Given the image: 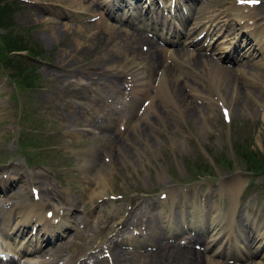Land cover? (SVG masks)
Listing matches in <instances>:
<instances>
[{
    "label": "rangeland",
    "instance_id": "rangeland-1",
    "mask_svg": "<svg viewBox=\"0 0 264 264\" xmlns=\"http://www.w3.org/2000/svg\"><path fill=\"white\" fill-rule=\"evenodd\" d=\"M2 1L8 6L6 16L9 15L10 19H0V66L4 67L0 68V217L9 208L8 222L12 223L17 212L27 203H31L29 206L33 209L42 211L59 206H64L67 211L72 208L69 211L72 213L70 235L53 242L54 246L42 244V248L53 250L50 254H42L44 251L41 249L39 255H29L36 260L33 264H210L211 260L219 264H264V243L259 253L253 251L252 255L248 252L252 248L253 237L264 232V176L258 175L264 172L252 171L253 174L236 153V146H246L255 155L264 158V83L256 80L249 70L251 66L264 70V54L258 55L261 49H254L253 52V48H248L250 55L239 56L236 60H241L236 63V60H225L226 57L233 58L232 54L216 58L213 52V48L215 51L228 50L230 40L237 35L240 46L247 47V43H251L250 36L245 38L244 34H238L239 31L233 37V28L244 26V23L240 22L241 19L235 21L229 11L234 3L247 5L255 18L254 25L261 26L264 17L257 13L253 15L257 9L252 5H264V0H181L191 3L188 4V13L181 9L183 15L187 14L184 20L186 26L194 21V7L200 6L201 12L212 15V18L219 10L220 15L210 21L209 27L194 43L176 41L164 45L171 50L183 47L184 50L203 53L211 56L217 64L230 67L239 94L247 103L243 102L245 108L242 106L233 111L230 100H233V93L227 88L224 95L220 94L218 89L221 85L218 87L215 78L214 83L210 78L209 64L208 70L206 65L190 69L192 74L175 70L180 76L177 79L180 90L184 91L187 101L195 109L191 118L182 109L183 104L176 100L173 104H160L156 97L151 96L156 110L144 108L141 100L146 94L134 100V110L130 113L128 88L121 90L120 87L114 91V88L97 83L95 72L99 66L104 65L102 69L113 74V65L108 60L112 57L114 60L121 59L122 56L113 43L99 44L98 40L103 35L98 21L103 18L111 25L124 23L125 27L132 29L126 19H118L122 5L116 8L117 0H107L106 6H103L104 0H80L82 4L79 2V6L73 0ZM99 1L102 5L97 3ZM160 1L152 0L147 4L149 7H145V12L149 10L148 18L161 15ZM170 2L168 0L166 5ZM140 3V0L131 2L136 14L144 10ZM162 4L165 5L164 1ZM223 18L226 26H220ZM174 21L181 26L178 17ZM143 32L158 41L152 32ZM205 42L210 46L205 48ZM159 44L162 43L159 41ZM29 46L33 49L25 50ZM21 47L23 49L17 50ZM162 52L161 61L175 68L171 63L172 57L166 51ZM180 54H183L181 60L186 61L184 58L188 53L183 51ZM242 57L246 59V65ZM238 63L245 67H239ZM186 65L190 67L188 63ZM246 68L250 72L243 71ZM88 72L95 78H83ZM8 74L18 78L20 84L10 81ZM121 75L116 80L118 86ZM191 79L193 82L188 83ZM150 82L148 90H153L156 84L154 75L150 77ZM111 107H116L119 116L108 111L107 115H103L101 111ZM124 116H129L127 121L131 126L118 133L117 127L122 128L125 124ZM99 120L102 123L96 126L95 122ZM135 123L142 127V138L134 131ZM85 125L89 128H79ZM113 132L119 137L117 141L121 142L124 150H118L117 142L112 139ZM93 155L105 166L106 183L97 178L94 169L99 167L96 165L84 169V172L79 167L83 159ZM231 181L239 182L237 189L229 195L225 185ZM39 187L49 189L48 196L51 192L54 194L42 198ZM162 193L165 197H160ZM70 202H73L71 207L65 204ZM178 203L190 210L192 206H200L203 224H197L202 226H195L191 231L185 230L187 225L184 221L187 223L188 220L180 222L176 218L171 224L176 234L173 232L174 235L169 237L161 228L168 223L159 221L158 211L166 208L164 214L170 218L172 210L175 212L176 207L179 208L176 206ZM230 203L236 210L228 217ZM218 210L224 218L220 233L217 242L206 249L208 226ZM174 214L180 216L177 212ZM66 222L63 224L66 225ZM61 225L56 226L55 233H59L57 229ZM3 229L0 223V238ZM133 231L142 233L146 241L143 245L131 246L132 242L127 241ZM123 235L125 238H122ZM235 241L239 251L233 246ZM220 242L223 247L214 252ZM108 243L110 248H122L124 251L118 263L110 259ZM9 246L14 247V251L19 247L17 243L16 247ZM227 249L230 250L227 252ZM85 251L88 253L85 254ZM185 251L198 252L199 257L194 259ZM85 255L87 260L93 261L85 263ZM17 259L23 262L27 256Z\"/></svg>",
    "mask_w": 264,
    "mask_h": 264
},
{
    "label": "bare ground",
    "instance_id": "bare-ground-1",
    "mask_svg": "<svg viewBox=\"0 0 264 264\" xmlns=\"http://www.w3.org/2000/svg\"><path fill=\"white\" fill-rule=\"evenodd\" d=\"M75 3H79L80 0H73ZM91 1V0H90ZM110 1V0H109ZM142 1H145V0H142ZM149 1V0H148ZM83 2V1H82ZM92 2V1H91ZM131 2H134V0H117V7L119 8V5L121 4L122 6L125 5V3H127V9L126 10H123L127 12L128 11H131L133 8H132V5H131ZM150 2V1H149ZM210 2V1H209ZM73 3V2H72ZM81 3V2H80ZM99 5H102V2L99 1L97 2ZM82 4V3H81ZM89 4V3H88ZM145 2H142V5H144ZM188 4H191L190 2ZM188 4H184L183 3V6L185 8H189ZM80 4H78L79 6ZM94 5V4H93ZM107 5V0H104L103 1V6H106ZM166 5V4H165ZM164 4H162V8L163 10L166 8L164 7L165 6ZM203 5H207V3H203ZM90 6V5H89ZM147 6V5H146ZM179 6L178 4V0L177 2L174 4L172 3V1L169 3L168 7H167V10L166 12L168 11L170 14L168 15H175V8H177ZM208 6V5H207ZM254 6L257 11H253V15L256 16V13L261 15L260 17L263 18L264 17V5L263 4H260L258 6L256 5H252ZM77 7V6H76ZM140 7L141 4H140ZM253 7V8H254ZM103 8H106V7H103ZM143 8V7H142ZM232 8V7H231ZM230 8V11H229V14H231V17L235 19V21L241 19V23H244V26H239L238 28H233V37L236 35V33L239 31L240 34L243 33H248L251 37L250 41L251 43H247L248 46L247 47H240L239 45V48H235V50H237V52L235 50H233L231 53H229L228 55H231L233 56V61L236 60V58H238L239 56H244L243 54H245L246 56L250 55V52L247 51L248 48L251 49L253 48V52H254V49H261V52L260 54L258 55H263L264 54V23L261 24V26H255L254 23H255V18L250 14L251 12L248 10V7L247 5H239V4H234L233 8L231 9ZM125 9V8H124ZM98 10H100L98 8ZM103 10V9H102ZM145 11V9L143 10V12ZM136 12V10H135ZM142 12V11H141ZM147 12V17H146V13H144L143 15H139L140 18H137L135 17L136 20L139 21V23H141V18L145 19V20H149L150 18H148V16L150 14L149 13V10H146ZM59 14V13H57ZM96 14V13H94ZM223 14V13H222ZM225 14V13H224ZM250 14V16H249ZM101 15V14H100ZM166 15V14H165ZM218 15H220V10L219 12H217L216 14H214L213 18L214 19H218ZM146 17V18H145ZM221 17V16H220ZM36 18V17H35ZM163 19H161V23L163 24L157 31V33H160L162 34L161 37H165V34H164V30H165V27H164V24L166 23V19L165 17H162ZM212 18V15H205L204 12H201V9L195 11V14H194V21H193V30H194V36H192L190 38V41H195V38L197 36V34H199L204 28H207L209 27V25L211 24L210 21L213 19ZM225 18V17H224ZM222 19V22L220 23V26L221 25H225V19ZM103 18H101L99 22V27L101 28L102 32H100L103 37L101 36V38L98 40L99 41V44H110V43H113L114 45H116V49L119 50L120 52V55H122L120 58L121 59H116L114 60L113 59V55L111 56L112 58L109 59L108 61L111 63V66L113 65V70L115 73L111 74V72L107 73L104 71V69H102V67L104 66H99V70H97V72H95V76H96V80H97V83L100 82L101 84L105 85V86H114L115 87V90L118 89V85L116 84V80H117V77L119 75L122 76L121 79H123L124 77H129L128 80H131L133 79V85L131 86L132 89H136V92H137V95L136 96H143V94H146V96H144V98H147V95L149 93V86H150V77H152L153 75L157 76L155 77L157 79V87H156V90L154 91V94L153 96L156 97V100H158L160 102V104H173L172 102H175V100L182 105V109L185 111V114L191 118L193 116V110L195 109H192V106L190 104V101H187V98L186 96H184V91L182 92L178 86V82H177V79H178V74L175 72L178 71V72H190L191 73V70L190 69H194L195 67L199 66V65H206V70H208L209 67H207V64H209L211 67L209 68V74H210V78L213 80V83H214V78H215V84L219 87L221 85V88H219L218 90L220 91V94L221 95H224L223 92L229 88L231 90V92L233 93V100H231V103H232V108H233V111L239 109L240 107L243 106V108H245V105L243 102L246 103L245 99H242L241 98V95L239 94V91H238V85L236 83V79H235V75L232 74L231 70H230V67H226V66H222L220 64H217L216 62H214L213 58L211 56H209L210 54H208L209 57H207V55H204L203 53H195V52H192V51H189V50H184L183 48H176L174 50H170L169 51V55L170 57L173 58V61L176 63L175 65V68L171 67L170 65H168L166 62H162L161 61V57H162V48L158 47L157 46V43L150 37L146 36L145 34L143 33H137V32H133V31H130V30H126L121 27H117V26H114V25H111L109 23H107L106 21L102 20ZM151 20V19H150ZM224 20V21H223ZM254 20V22H253ZM55 21V20H54ZM215 21V20H214ZM218 21V20H217ZM251 21V22H250ZM58 22V21H57ZM213 22V21H212ZM56 23V22H55ZM131 24V23H130ZM240 24V23H239ZM56 25V24H55ZM229 25V24H228ZM241 25V24H240ZM252 25V26H251ZM216 26V25H215ZM234 26V25H233ZM246 27V28H245ZM51 28V27H50ZM220 28V27H219ZM232 28V27H231ZM53 29V28H52ZM51 29V30H52ZM58 29V28H57ZM61 29V28H60ZM237 29V31L235 30ZM245 29V30H244ZM230 30V29H229ZM99 33V34H100ZM243 35V34H242ZM245 35V34H244ZM247 36V35H246ZM232 37V38H233ZM128 40H131L130 43H128L129 41ZM185 40V39H184ZM231 41V40H230ZM254 43V44H253ZM191 44V43H190ZM209 44L207 43L205 45V48L208 46ZM254 45H257V46H254ZM145 47V49H143L142 47ZM201 46V45H200ZM210 46V45H209ZM199 47V46H197ZM204 47V46H203ZM98 49V48H97ZM113 49V48H112ZM217 49V48H216ZM244 49L242 51V53H240V51ZM87 50V49H86ZM183 51L187 52L188 55L184 58V60L186 61H183L181 60V57L183 58V54H180L182 53ZM207 51V50H206ZM213 52L214 54L216 55V58L219 57L220 55L224 54L226 51H215V48H213ZM252 52V53H253ZM116 53V52H114ZM237 53V54H235ZM240 53V55H239ZM258 53V52H257ZM109 54V53H108ZM119 55V56H120ZM253 55V54H251ZM166 56V55H165ZM116 57V56H114ZM168 57V56H167ZM117 58V57H116ZM136 58H138V60H136ZM166 58V57H165ZM220 58V57H219ZM229 60L231 59V57H228ZM243 58V57H242ZM245 58H248V57H245ZM169 60V59H168ZM241 59L239 60H236L235 62H239ZM244 64L246 65V59H244ZM168 62V61H167ZM189 64L190 67H188L186 64L187 63ZM172 63V62H171ZM186 63V64H185ZM170 64V63H169ZM239 64V63H238ZM248 64H251V63H247ZM245 65L243 64H239V67L241 66H244ZM173 66V65H172ZM260 66V65H259ZM106 67H109L106 65ZM101 68V70H100ZM205 68V67H204ZM251 68V69H249ZM249 68H246L245 72L251 70L253 73V75L255 76L256 80H259V82L261 83H264V70H261V69H257V67H249ZM196 69V68H195ZM249 69V70H248ZM106 70V69H105ZM235 70V68H234ZM107 71V70H106ZM195 71V70H194ZM199 72V71H198ZM250 72V71H249ZM237 73V72H236ZM94 74V73H93ZM92 74V75H93ZM105 74H107V76H105ZM192 74V73H191ZM85 76V74H84ZM120 76V77H121ZM182 76V75H181ZM79 77V76H78ZM119 77V78H120ZM180 77V76H179ZM192 77V76H191ZM240 77V76H239ZM87 80H90V78H95L94 76H91L90 73L88 72L86 74V77H83ZM181 79V78H180ZM190 79V78H189ZM199 79V77H198ZM80 80V79H78ZM125 82V79L123 80ZM193 82V79H191L190 82L188 83H191ZM196 82V81H195ZM203 82V81H202ZM257 82V81H256ZM210 83V82H209ZM258 83V82H257ZM96 84V83H95ZM194 84V83H193ZM196 84V83H195ZM202 84V83H201ZM214 84V85H215ZM90 85V84H89ZM206 85H209L208 83ZM262 85V84H261ZM71 86V85H70ZM102 86V85H101ZM263 86V85H262ZM151 87V86H150ZM194 87V86H193ZM196 87V86H195ZM184 88V87H183ZM199 89V88H198ZM114 90V91H115ZM201 90V89H200ZM199 90V91H200ZM112 91V90H110ZM227 91V90H226ZM252 91V90H251ZM117 92V91H116ZM121 92V91H120ZM196 93V92H195ZM247 94V93H246ZM256 94V93H255ZM250 95V94H249ZM191 96V94H190ZM114 97V96H113ZM170 97V98H168ZM193 97V96H192ZM118 98V97H117ZM116 98V99H117ZM137 98V97H136ZM143 98V99H144ZM154 98L151 97L149 100L146 99V106L145 108L147 107H150V109L152 110H156V104L153 102ZM252 99V98H251ZM256 99V98H255ZM173 100V101H172ZM196 101V99H194ZM121 101V99H120ZM64 102V101H63ZM62 102V103H63ZM67 103V102H66ZM115 103V102H114ZM176 103V102H175ZM179 103V104H180ZM71 104V102H70ZM104 104V103H103ZM122 104V103H120ZM98 105V104H97ZM167 105V106H168ZM176 105V104H174ZM252 105V104H251ZM115 106V105H114ZM166 107V106H165ZM194 108V107H193ZM202 108V107H201ZM92 109V108H91ZM122 109V108H121ZM149 109V108H148ZM146 110V109H145ZM144 110V111H145ZM105 111V110H104ZM159 111V110H158ZM179 111V110H178ZM202 111V110H201ZM82 112V111H81ZM152 112V111H151ZM84 113V112H83ZM123 113V112H122ZM132 113V112H131ZM149 113V112H148ZM173 113V112H172ZM181 113V111H180ZM87 114V113H86ZM153 114V113H152ZM183 114V113H182ZM133 114H131L130 116H132ZM159 115V114H158ZM162 115V114H161ZM174 115V114H173ZM179 115V114H178ZM119 116V114L117 115ZM112 117V116H111ZM154 117V116H153ZM180 117V116H179ZM194 117V116H193ZM85 119V118H84ZM100 119V118H99ZM115 119V118H114ZM113 119V120H114ZM181 119V118H180ZM127 120V117L125 118V121ZM161 120V119H160ZM186 120V119H185ZM81 121V120H80ZM179 121V120H177ZM108 122V121H107ZM146 122V121H145ZM168 122V121H167ZM75 123V122H74ZM77 123V122H76ZM112 123V122H111ZM147 123H149L147 121ZM153 124V122H151ZM162 123V122H161ZM79 124V123H78ZM113 124V123H112ZM136 125L134 126V131L135 133H138V135H140V137L142 138L143 135V130H141V125L139 123H135ZM98 126V125H96ZM131 126V123L128 125V122L126 123V126L124 127V130H126V128H129ZM93 127V126H92ZM148 127V126H147ZM95 128V127H94ZM123 130V131H124ZM118 133L120 131L116 130ZM140 131V132H139ZM113 137L112 139L114 141L117 142L118 144V147H119V151L121 150H124L121 142L120 141H117L118 140V136L116 133L113 132ZM122 135V134H121ZM123 137V136H122ZM124 139L127 140V136H124ZM111 141V140H110ZM131 144V143H130ZM122 148V149H121ZM151 150V149H150ZM127 152V151H125ZM128 153V152H127ZM97 158V157H96ZM93 155V157L91 158H88V159H83V161L81 162V164L79 165V167H82L84 169H88L91 167H94V165H96L97 167L99 168H95L94 170H96V175H97V178H99L102 183H106V179H107V174L105 172V166H102V163H99ZM102 161V160H101ZM16 167V166H15ZM21 169V168H20ZM83 169V170H84ZM19 170V169H18ZM82 171V170H81ZM38 175V174H37ZM34 181L37 182L36 179H34ZM96 181V180H95ZM43 182V181H42ZM239 181H236V182H228L225 186L227 188V191L229 192L228 194L230 195V192H234L237 188V184H238ZM101 183V184H102ZM224 185V184H223ZM237 185V186H236ZM40 186V185H39ZM36 187V186H35ZM49 187V186H48ZM40 189L39 192H40V195L42 198L48 196V193L50 192L49 189H46V188H42V187H39ZM43 193V194H41ZM54 194V192H51V195H49L48 197L52 196ZM65 198V197H64ZM137 199V198H136ZM78 202V201H77ZM73 202H70V203H65L67 206H70L71 207V204ZM32 205V204H30ZM23 206L25 207H22L20 210V212H18L17 216H18V219H19V223L20 224H24V222H26L28 220V218H31V222L30 223V228H31V232H26L24 237L26 235H30V234H33V231L34 229L37 228V224H39V231L41 229H44V234L45 235H49V236H53L52 234L55 233L56 231V226L58 225V223L56 224V222H53V219L49 216V215H45V210L40 211L39 210H33V208L29 209V208H26V206H28L27 204H24ZM179 208L178 210H180L179 212H177V215L178 214H182V205H178ZM140 207V206H138ZM193 207V206H192ZM200 207V206H199ZM199 207L197 208V206L193 207L191 210H189V213L187 215H189V218L187 219L188 220V224L187 226L189 227H192L194 228L195 226H202V225H197V224H200L202 223L201 222V218H200V215L202 214L199 210ZM233 208V205H229V208H228V211H227V216L230 217L232 216V214L234 213V211L236 210L234 207ZM1 209V208H0ZM6 209V208H5ZM204 209V208H203ZM151 210V209H150ZM166 208H161L160 211H158V216L160 217L159 220L161 221H165V223H168L166 225V228L170 231V229H173V227H171V223L169 221V215L167 214H164L166 211ZM52 211V210H51ZM10 212V211H9ZM54 212H57L56 210H54L52 213ZM144 212V211H142ZM201 214H200V213ZM140 213V212H139ZM145 213V212H144ZM11 214V212H10ZM14 214V213H13ZM138 214V213H137ZM141 214V213H140ZM186 214V212H185ZM57 217H59L60 221H61V224L66 220L67 218V214L65 212H63L62 214L60 212L56 213L55 214ZM49 216V217H48ZM133 216V215H132ZM156 216V215H155ZM157 216V217H158ZM195 216V219H193V217ZM202 216V215H201ZM139 218V217H138ZM152 218V217H151ZM58 219V220H59ZM176 219V218H175ZM224 219L222 217V215H220V211L218 210L216 212V217L213 219V222H211L208 226V233H209V241L205 244H204V248L206 249H209L212 247V244L211 242L214 240V243L217 242V238H218V234L220 233V229H221V223L223 222ZM132 220V219H131ZM225 220L227 221L228 218L226 219V216H225ZM63 221V222H62ZM144 221V220H143ZM163 221V222H164ZM233 221V220H232ZM132 222H134V219L132 220ZM139 223V222H138ZM214 223V224H212ZM237 223V222H236ZM60 224V225H61ZM136 224V223H135ZM148 224V223H147ZM155 224V223H154ZM203 224V223H202ZM58 225V226H60ZM125 225V224H124ZM139 226V224H137ZM226 226V225H225ZM169 227H171L169 229ZM210 227V228H209ZM220 227L218 230L217 228ZM227 227V226H226ZM124 228V227H123ZM144 228V227H143ZM154 228V226H153ZM152 228V229H153ZM203 228V227H201ZM232 228V227H231ZM127 229V228H125ZM124 229V230H125ZM241 229V228H240ZM37 230V229H36ZM148 230V229H147ZM215 230V232H214ZM227 230V229H226ZM231 230V229H230ZM50 231V233L48 232ZM113 231V230H112ZM241 231V230H240ZM123 232V231H122ZM230 232V231H229ZM119 233V232H118ZM230 234V233H229ZM14 237V240L17 238V233H14L13 235ZM227 236V235H226ZM16 237V238H15ZM247 238V237H246ZM253 241H252V245L251 247L254 248H249L248 252H250L252 255H254L253 251L255 252H258V250H260L261 248V244L264 243V232L261 233V234H258L256 236L253 237ZM42 240V239H40ZM39 240V241H40ZM24 240H22L23 242ZM262 241V242H261ZM119 243V242H118ZM213 243V244H214ZM109 244V243H108ZM113 244V243H112ZM192 244V243H191ZM40 245H41V241H40ZM40 245L37 249L40 248ZM115 245V244H114ZM247 245V244H246ZM260 245V246H259ZM86 246V245H85ZM113 246V245H112ZM211 246V247H210ZM222 246V243L220 242L219 244H217V246L215 247V251L214 252H218V250L220 249V247ZM235 247V249H238L239 251V248L237 246V242L235 241V244L233 245ZM110 247V245H109ZM117 247V246H116ZM191 247V246H190ZM223 247V246H222ZM229 247V246H228ZM19 248V247H18ZM231 248V247H230ZM177 249V248H176ZM156 250V249H155ZM158 250V249H157ZM230 249H227L226 251L228 252ZM110 255H111V260L112 262H117L118 258L122 256V251L121 250H118V249H114L111 247L110 249ZM179 252V251H178ZM185 254H189V255H192V257H194V259H197L199 257V255L197 254L198 252H189V251H185L184 252ZM50 254V253H49ZM61 256V254H59ZM157 255V254H156ZM221 255V254H220ZM130 256V255H129ZM132 256V255H131ZM187 256V255H186ZM56 257V256H55ZM79 257V256H78ZM78 259V258H76ZM55 260V259H54ZM209 260V259H208ZM84 261V260H83ZM103 261V260H102ZM122 261V260H121ZM120 262V261H119ZM79 263V262H78ZM118 263V262H117ZM213 263V264H219L220 262L218 261H210V264ZM0 264H14V263H11V261H0ZM49 264V262H48ZM121 264V263H120Z\"/></svg>",
    "mask_w": 264,
    "mask_h": 264
},
{
    "label": "trees",
    "instance_id": "trees-1",
    "mask_svg": "<svg viewBox=\"0 0 264 264\" xmlns=\"http://www.w3.org/2000/svg\"><path fill=\"white\" fill-rule=\"evenodd\" d=\"M8 6L7 4L0 0V19L8 17ZM18 36V35H17ZM31 48V47H29ZM15 82L18 84L20 81L18 78H15ZM236 153L240 157V159L244 162L245 167L251 171H262L264 172V158L262 155H255L251 150H249L246 146H236Z\"/></svg>",
    "mask_w": 264,
    "mask_h": 264
},
{
    "label": "snow or ice",
    "instance_id": "snow-or-ice-1",
    "mask_svg": "<svg viewBox=\"0 0 264 264\" xmlns=\"http://www.w3.org/2000/svg\"><path fill=\"white\" fill-rule=\"evenodd\" d=\"M253 2H255V0H253Z\"/></svg>",
    "mask_w": 264,
    "mask_h": 264
}]
</instances>
